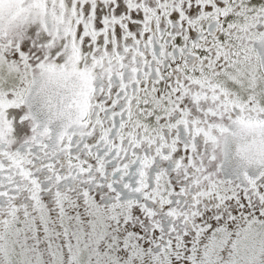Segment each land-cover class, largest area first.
<instances>
[{"label":"snow or ice","instance_id":"6c2138e0","mask_svg":"<svg viewBox=\"0 0 264 264\" xmlns=\"http://www.w3.org/2000/svg\"><path fill=\"white\" fill-rule=\"evenodd\" d=\"M0 264H264V0H0Z\"/></svg>","mask_w":264,"mask_h":264}]
</instances>
